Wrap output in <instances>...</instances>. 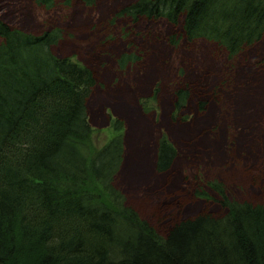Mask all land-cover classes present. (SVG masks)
Returning <instances> with one entry per match:
<instances>
[{"label": "trees", "instance_id": "1", "mask_svg": "<svg viewBox=\"0 0 264 264\" xmlns=\"http://www.w3.org/2000/svg\"><path fill=\"white\" fill-rule=\"evenodd\" d=\"M32 1L51 10L59 0ZM74 1L86 8L98 2L62 3L70 8ZM116 16L165 20L179 31L167 39L171 47L182 39L203 40L230 61L264 37V0H136ZM63 38L60 28L30 34L0 20V264H264V200L239 202L217 180L198 182L195 196L215 202L223 213L195 208L163 232L128 206L114 186L124 161V122L110 116L107 128L92 127L87 101L94 73L54 55ZM136 59L123 54L119 67ZM149 71L151 78L161 73L157 56ZM249 89L259 100L246 99L239 115L249 141L263 140L264 129L254 125L264 114V89L255 82ZM158 91L154 86L137 100L144 113V103L155 101ZM190 93L187 85L174 89L172 120H186ZM211 100H219V88ZM207 106L199 101L195 111L204 114ZM177 155L161 133L155 172H169Z\"/></svg>", "mask_w": 264, "mask_h": 264}, {"label": "rangeland", "instance_id": "2", "mask_svg": "<svg viewBox=\"0 0 264 264\" xmlns=\"http://www.w3.org/2000/svg\"><path fill=\"white\" fill-rule=\"evenodd\" d=\"M135 1L98 0L94 8L74 1L66 8L59 0L53 9L45 10L32 0H0V20L30 34L55 27L63 31L64 38L52 49L54 55L72 58L94 73L96 86L87 101L92 127L107 128L110 116L124 122V161L114 186L128 206L156 230L163 232L174 219L195 208L213 215L223 213L215 202L195 196L198 182L217 180L228 198L239 202L264 200V139L249 141L239 115L246 101L259 100L249 85L255 82L264 89V37L231 61L222 49L203 40L185 43L182 39L173 48L167 39L179 31L165 20L114 18ZM123 54L137 59L121 69L118 59ZM154 56L162 71L151 78L147 73ZM179 85L189 86L191 92L182 114L185 121H174L171 116L173 91ZM154 86L158 96L144 103L149 108L144 113L137 100L151 94ZM216 88L219 100L214 102L211 96ZM202 100L208 103L204 114L195 111ZM254 126L264 129V114ZM161 133L178 153L164 174L153 167ZM174 180L177 186L173 188ZM171 201L176 207L169 206Z\"/></svg>", "mask_w": 264, "mask_h": 264}]
</instances>
